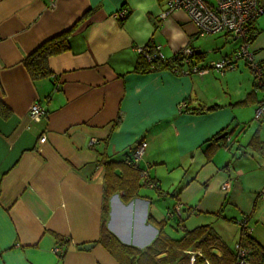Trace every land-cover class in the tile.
<instances>
[{"label":"crops","instance_id":"1","mask_svg":"<svg viewBox=\"0 0 264 264\" xmlns=\"http://www.w3.org/2000/svg\"><path fill=\"white\" fill-rule=\"evenodd\" d=\"M165 11V0H0V264H119L98 242L105 190L107 229L143 249L161 226L154 259L164 264H187L193 249L206 256L168 243L202 225L234 248L246 218L264 245V121L253 118L264 87L244 61L222 74L207 67L238 40L201 36L186 11ZM80 18L70 48L48 58L50 76L32 81L24 57ZM254 29L249 49L264 70V19ZM146 44L165 58L189 46L203 72L139 71L135 47ZM36 102L46 110L39 122L28 115ZM222 130L226 145L207 155L204 143ZM141 140L138 170L128 161Z\"/></svg>","mask_w":264,"mask_h":264},{"label":"built area","instance_id":"2","mask_svg":"<svg viewBox=\"0 0 264 264\" xmlns=\"http://www.w3.org/2000/svg\"><path fill=\"white\" fill-rule=\"evenodd\" d=\"M166 11L164 15L176 10L183 9L186 11L190 20L197 26L199 35H213L219 33H225L232 39L238 40L237 48L229 56L220 57L208 62V68H212L219 73H223L226 70H233L237 67L238 61H244L247 67L254 73L255 80L258 83H264V70L254 60L253 53L250 51V32L253 22L260 15H264V0H165ZM118 18H125L127 11L120 9L116 13ZM136 53L142 55L147 61H153L158 58H165L161 52L160 45H154L149 47L148 45H142L135 47ZM194 51L191 47H184L177 52L178 62L181 68H173L176 72L184 74L201 73L203 69L192 63V55ZM179 108L185 107V102H181ZM28 115L34 122H39L46 115V110L39 102L33 103ZM254 120H264V98L255 107ZM229 137L227 138V140ZM45 140V136L42 135L39 139L40 142ZM94 139L90 143H94ZM146 142L139 141L133 150L132 160L128 163H138L146 148ZM141 182L148 187L154 188L156 184L149 177L148 171L141 170L140 172ZM259 198L264 201V189L259 193ZM179 206L175 207V211L179 213ZM172 212L168 214L172 216ZM247 219L243 218L238 221L239 226L247 227ZM234 250L237 253V264H250L245 256L246 250L241 248L237 243L234 245ZM54 251L56 253H63V249L57 246ZM189 260L187 264H209L208 259L199 250H189ZM197 258L200 260L198 261Z\"/></svg>","mask_w":264,"mask_h":264},{"label":"trees","instance_id":"3","mask_svg":"<svg viewBox=\"0 0 264 264\" xmlns=\"http://www.w3.org/2000/svg\"><path fill=\"white\" fill-rule=\"evenodd\" d=\"M160 2L162 0H159ZM84 17V16H83ZM81 18L78 19L70 28L44 40L41 42L34 50H32L27 56L22 60V64L27 70L32 81H38L45 77L50 76L51 71L48 67V58L51 56L58 55L62 52L67 51L70 48V40L72 32L77 27V24L80 22ZM256 32L254 29V22L252 24L251 32H250V41L254 38ZM150 48L153 47V44H146ZM176 51L170 58H158L153 61H147L146 58L142 55H138V63L136 65V69L139 71H148L151 69H155L158 66H165L169 68H178L180 67L177 57ZM194 54L192 55V58ZM196 59L201 60L202 56L197 54L195 55ZM193 64L197 63L192 60ZM253 73V72H252ZM254 76V73H253ZM254 85H258L260 87H264V83H258L253 78ZM262 99L259 101V103ZM258 103V104H259ZM257 104V105H258ZM1 105V104H0ZM256 105V106H257ZM213 108V107H211ZM2 107H0V111L3 112ZM195 110H202V108ZM255 110V109H254ZM254 116V115H253ZM264 121V120H262ZM226 132V135L219 138V136ZM230 131L222 130L218 132L216 135L207 140L205 145L206 154L209 155L213 152L215 148L220 145H226L228 135ZM129 159V161H131ZM109 164L111 166H120L126 165L124 161H110ZM128 165L132 168H138V163H128ZM143 170V169H142ZM141 172V169H140ZM109 190H105L104 192V203L102 206V222L100 229V236L98 242L101 243L110 254L119 262V264H164L167 263L163 261H157L154 259V255L158 250L164 247V242H161V238L164 236L161 233V226L158 231L157 237L153 240L152 243L147 245L143 249H139L135 246L126 245L119 241L114 234H112L106 227V217L108 215V199L111 193H108ZM111 192V191H110ZM239 237L237 240V244L246 250V260L250 264H264V245L256 242L252 236L250 235V231H248L245 227L239 226ZM162 235V236H161ZM59 247L63 249V253H58L60 259L63 258L65 253L64 243L66 242L65 238H59ZM169 248L178 247L181 249L182 247H199L205 253V257L208 259L209 264H237V253L234 248L229 247L215 232L211 230L209 225L198 226L191 230H185L183 236L178 240H169ZM63 246V247H62ZM210 247H215L219 249L222 253L221 258H217L214 254L210 253L208 249ZM188 263V262H187Z\"/></svg>","mask_w":264,"mask_h":264},{"label":"water","instance_id":"4","mask_svg":"<svg viewBox=\"0 0 264 264\" xmlns=\"http://www.w3.org/2000/svg\"><path fill=\"white\" fill-rule=\"evenodd\" d=\"M226 135V132H224V133H222L220 136H219V138H221V137H223V136H225ZM92 243H86V244H82V245H78V249L79 250H86V249H89V248H91L92 247Z\"/></svg>","mask_w":264,"mask_h":264},{"label":"rangeland","instance_id":"5","mask_svg":"<svg viewBox=\"0 0 264 264\" xmlns=\"http://www.w3.org/2000/svg\"><path fill=\"white\" fill-rule=\"evenodd\" d=\"M259 17H261V20L264 19V15H260ZM211 60H212V59H211ZM211 60H209V61H211ZM209 61H208V62H209ZM240 61H241V60H240ZM240 61H238V62H240ZM241 62H242V61H241Z\"/></svg>","mask_w":264,"mask_h":264}]
</instances>
